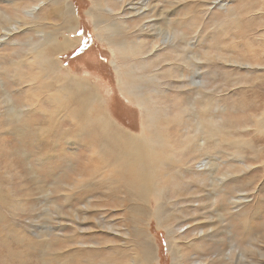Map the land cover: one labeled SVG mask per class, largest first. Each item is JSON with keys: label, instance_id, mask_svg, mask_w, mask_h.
<instances>
[{"label": "rangeland", "instance_id": "1", "mask_svg": "<svg viewBox=\"0 0 264 264\" xmlns=\"http://www.w3.org/2000/svg\"><path fill=\"white\" fill-rule=\"evenodd\" d=\"M24 1L36 9L27 24L0 0L18 23L0 37V264H128L133 253L136 264H193L202 254L229 261L230 249L242 264V247L248 264H264V0H132L138 10L123 0H69V14L60 0ZM57 33L72 41L58 53L67 79H32L39 71L28 62L23 84L5 73L30 41ZM76 81L114 128L141 135L151 113L146 128L169 137L182 162L176 192L174 180L149 205L104 175L101 120L73 100L57 102Z\"/></svg>", "mask_w": 264, "mask_h": 264}, {"label": "bare ground", "instance_id": "2", "mask_svg": "<svg viewBox=\"0 0 264 264\" xmlns=\"http://www.w3.org/2000/svg\"><path fill=\"white\" fill-rule=\"evenodd\" d=\"M12 1V6L14 7V10L16 11L15 15H18V11L21 9V12L19 13L20 19L24 20V22L27 24V20L26 19V15L30 16V17H35V6L31 3L25 2L24 0H11ZM107 1V0H106ZM111 1H115V0H111ZM119 1V0H118ZM124 2H128L130 3V5L132 6L131 8L133 10H138L139 8L137 7V4L132 3V0H123ZM56 2V1H55ZM58 2V1H57ZM59 2H61L60 8L63 10V7H65L66 12L72 13V4L70 3L69 0H60ZM96 2V1H95ZM116 2V1H115ZM37 3V2H36ZM53 3V2H52ZM98 3V2H97ZM117 3V2H116ZM3 4V3H2ZM95 4V3H94ZM114 5V3H112ZM145 4V3H144ZM5 5V4H4ZM40 5V4H39ZM119 5V4H118ZM143 6V4H142ZM147 6V5H146ZM108 7V6H107ZM113 7V6H112ZM118 7V6H117ZM8 8V7H7ZM10 8V7H9ZM8 8V9H9ZM8 9H4V6L0 5V37L6 36L7 34L11 33L12 30L15 28V26L13 25V23H17V21H13L15 19H17L16 17H13V15L8 13ZM49 9V8H48ZM11 10V9H10ZM50 11V10H49ZM54 11V10H51ZM130 12V11H129ZM11 13V12H10ZM57 13V12H56ZM87 13V12H86ZM90 13V12H89ZM22 14V16H21ZM58 14V13H57ZM60 14V13H59ZM58 14V15H59ZM67 14V15H68ZM56 15V14H55ZM46 16V15H45ZM98 16V15H97ZM29 17V19H30ZM68 17V16H67ZM102 17V16H101ZM45 18V17H44ZM56 18V17H55ZM53 18V19H55ZM93 18V17H92ZM51 19V17H50ZM59 19V18H58ZM61 19V18H60ZM59 19V20H60ZM37 20V19H36ZM70 21V23L73 22L74 17L73 14L69 15V19H67ZM20 21V20H19ZM30 21V20H29ZM35 21V20H34ZM63 22V21H61ZM22 23V22H21ZM32 23V22H31ZM36 23V22H35ZM44 23V21H43ZM18 24V23H17ZM15 24V25H17ZM23 24V23H22ZM51 24V23H50ZM63 24V23H62ZM25 25V24H24ZM48 25V24H47ZM18 26V25H17ZM21 26V25H20ZM26 26V25H25ZM24 26V27H25ZM33 26V25H32ZM72 26V25H71ZM75 26V25H74ZM23 27V28H24ZM28 27V26H27ZM46 27V26H45ZM53 27V26H52ZM73 27V26H72ZM42 28V26H41ZM142 28V27H141ZM21 29V27L19 28V30ZM34 29V28H33ZM38 31H40V26L37 28ZM59 30V29H58ZM96 30V29H95ZM35 31V29H34ZM97 33V32H96ZM12 34V33H11ZM18 34V33H17ZM51 34V33H50ZM57 34H53L52 36L49 35V37L45 36L42 34L41 38H34L35 41H30L29 42V49L27 50L26 53L24 54H20V56H16L17 59H13V62L11 64H9L8 66H6L5 68V73H11V71H14L15 77H16V82L18 84H23V82H26L28 79L27 76V72L26 70H24V65H26V62H28L29 64H35L37 66V70L39 71L38 73H36V75L31 76L32 79H36L39 78L41 80V78L45 75L49 76L51 78V80H56L58 79L60 76L65 77L66 79L68 78V76L64 75V72L61 69V58L59 57L58 53L65 49L70 47V45L72 44V41L67 38V37H63L62 39H58V35ZM10 35V34H9ZM37 37V35H35ZM8 37V35H7ZM11 37V36H10ZM105 38V37H104ZM103 38V39H104ZM7 39V38H6ZM10 39V38H9ZM20 39V38H19ZM22 39V38H21ZM2 40V39H1ZM4 40V38H3ZM76 40V39H75ZM22 41V40H21ZM48 42V43H47ZM102 42V41H101ZM20 43V42H19ZM25 43V42H24ZM49 45L47 49L44 48H39L40 46H42L43 44ZM108 43V42H107ZM17 45V44H16ZM24 44H22V47ZM21 46V45H20ZM110 47V46H109ZM23 49V48H22ZM111 51V54L114 56V52H113V48H109ZM120 49V48H119ZM123 49V48H121ZM15 52H13L14 54ZM1 54V53H0ZM3 54V53H2ZM6 54V53H5ZM27 54V56H26ZM8 55V54H6ZM6 55H4L6 57ZM2 57V56H0ZM7 58V57H6ZM14 58V57H13ZM4 59V58H3ZM6 61V60H4ZM113 62V61H112ZM8 64V63H7ZM6 64V65H7ZM111 64V62H110ZM113 69L115 72V76H117V80H118V70L114 67L113 65ZM68 72V71H67ZM129 75V74H128ZM64 78V79H65ZM193 78V76H192ZM58 81V80H57ZM52 82V81H51ZM60 82V81H59ZM125 82V81H123ZM127 83V82H126ZM42 86V84H41ZM18 87V86H17ZM85 87L81 81H76V82H70V86H63L62 90L64 91L62 93V96L59 97V100L57 102L59 103H66L69 100H73L76 103L75 106V110H84L86 108L87 112H86V118L90 119V116L93 115L95 116V118H98L101 120L99 124V133L98 136L95 135L97 138V141H102L103 146H101V149L99 150V156L100 158L104 161V164L107 165V169H104L102 171H104V175L110 179V178H114L116 179L117 183H123L124 185L127 184V186H125V188H127L129 190V192L133 193V196H137L139 197L141 200H144V202H146L147 204L150 205V201L151 199H154L155 201H157L159 203V199L162 198L163 194H164V190L165 188L171 187L170 184H173L172 181L175 180L174 185H176L177 187L175 188V192L179 189V185L183 182V180L177 179L178 177L175 176L174 179V169L178 166L181 165L180 161L178 160V158L175 156V153H173L174 149H172L170 146V138L169 137H165L162 133H160L159 131H151L149 130V128L147 129V127H152V123L150 126V122L151 120L149 119L150 114L147 113V117L146 121L149 123L145 124L143 123L142 125V129H143V133L141 135H134L132 133H127L125 130L123 129H117L112 127V123L109 121V117H107L104 113H100L97 110L99 109H94L92 108V110L94 109V111H91L89 108L90 105V100H89V96L86 98V96L83 95V91L85 90V92L87 91ZM121 88V86H120ZM137 88V87H136ZM124 89V88H123ZM138 89V88H137ZM90 90V89H89ZM129 90V89H128ZM133 91V90H132ZM88 92V91H87ZM137 92V91H136ZM5 93V92H4ZM20 93V92H19ZM6 94V93H5ZM130 95V94H129ZM2 96V95H1ZM4 96V95H3ZM8 96V95H7ZM81 97V102L80 101V97ZM131 96V95H130ZM63 97V99H62ZM65 97V99H64ZM134 97V96H133ZM1 98V97H0ZM4 98V97H3ZM2 98V99H3ZM95 98V96H91V99ZM211 98V97H210ZM136 99V98H135ZM142 98H140L141 100ZM1 100V99H0ZM9 100V99H7ZM19 100V99H18ZM21 100V98H20ZM134 101V100H133ZM137 102V99L135 100ZM210 102V101H209ZM6 103V101H5ZM21 103V102H20ZM78 103V104H77ZM138 105L141 104L139 102H137ZM2 104V103H1ZM145 104V103H144ZM4 105V103H3ZM10 105V104H9ZM15 106V105H14ZM13 105L11 106V110L9 109L8 112L10 113H15L17 110V106L15 108H12ZM140 107V105H139ZM8 108V107H5ZM142 109V108H141ZM19 110V109H18ZM91 111V112H90ZM7 112V113H8ZM22 112V110H21ZM83 112V111H82ZM90 112V115H89ZM104 112V111H103ZM143 112V111H141ZM147 112V111H146ZM20 114V113H19ZM8 115V114H7ZM81 115V114H80ZM143 115V114H142ZM11 116V115H10ZM15 116V115H14ZM13 116V117H14ZM145 116V115H144ZM19 117V116H18ZM152 117V116H151ZM87 121V120H86ZM158 123V121H157ZM114 124V123H113ZM163 124V123H162ZM264 124V123H263ZM115 125V124H114ZM157 125V124H156ZM169 125V124H168ZM158 127V126H157ZM205 130L207 132V129L212 128V127H207L205 126ZM109 129V131H108ZM158 130V129H157ZM97 131V132H98ZM144 131H147L148 133H144ZM150 131V132H149ZM211 131V130H210ZM207 134L209 136H211V134H209L207 132ZM213 134V133H212ZM99 143V142H98ZM180 153V152H179ZM189 160V159H188ZM187 162V161H186ZM209 164H214L213 162L209 163ZM182 172V171H181ZM183 173V172H182ZM112 175V176H111ZM111 176V177H109ZM185 176V175H184ZM101 178V177H100ZM173 179V180H172ZM105 183V182H104ZM114 183V182H113ZM169 185V186H168ZM126 191V189H125ZM167 191V190H166ZM170 191V189H169ZM124 192V191H123ZM128 192V193H129ZM130 193V194H131ZM168 193V191H167ZM194 192H191L190 195H192ZM126 194H124L125 196ZM170 195V194H169ZM122 198V197H121ZM124 198V197H123ZM131 198V197H130ZM161 200V199H160ZM109 201V200H108ZM107 201V202H108ZM164 201V200H163ZM89 202V200L87 201ZM110 202V201H109ZM106 203V202H104ZM116 203V202H115ZM88 204V203H86ZM86 204H82V205H86ZM91 205V204H90ZM116 206V205H115ZM112 207V206H111ZM158 207H160V205L158 204ZM107 208V207H105ZM115 208V207H114ZM86 209V206H84V208ZM129 209V208H128ZM158 209V208H157ZM111 210V209H109ZM127 210V209H126ZM117 213V209L114 210ZM121 211V210H120ZM160 211V210H159ZM163 211V210H162ZM199 211V210H196ZM84 212V211H83ZM128 212V211H127ZM86 213V212H85ZM112 213V212H111ZM120 213V212H119ZM121 214V213H120ZM87 215V214H86ZM107 212L105 213L104 218V223H106L107 225L112 227V223H110V220L106 218L107 216ZM123 215V214H122ZM194 215V214H193ZM77 216V215H76ZM118 216V215H116ZM159 216V215H158ZM79 218V217H78ZM81 219V217H80ZM149 220V219H148ZM199 220H197V223L194 224H189L190 226V232H192V230H194L196 227V225L199 224ZM183 221V220H182ZM187 221V220H186ZM201 221V220H200ZM83 220L81 219L79 222V229L80 228H85L84 226H81L83 223ZM136 222V221H135ZM159 222V221H158ZM168 223V222H167ZM189 223V222H187ZM201 226V224H199ZM115 226V225H114ZM138 226V224H137ZM117 227V226H116ZM139 227V226H138ZM208 227V226H207ZM170 230V228H168ZM176 229V228H175ZM198 229V228H197ZM119 230V229H118ZM117 230V231H118ZM178 230V229H177ZM205 230V228L201 231V233ZM212 230V229H211ZM185 231V230H184ZM189 231V230H188ZM196 231V230H195ZM128 232V231H127ZM121 233V232H120ZM138 234L141 235L140 232H136ZM145 233V232H144ZM174 235L177 233V231H173ZM200 233V232H199ZM123 234V233H122ZM179 234V233H178ZM184 234V233H183ZM193 234V233H192ZM194 236L196 235L193 234ZM199 235V234H198ZM142 236V235H141ZM202 236V235H200ZM199 236V237H200ZM119 237V236H118ZM137 237V236H136ZM143 237V236H142ZM145 237L149 238V234L148 232L145 234ZM174 237V236H173ZM185 237V236H184ZM188 237V236H186ZM198 237V236H197ZM246 237V236H245ZM204 238V236H203ZM230 239H232L230 237ZM246 239V238H245ZM141 240V239H140ZM242 240V239H241ZM185 241V240H184ZM191 241V240H190ZM217 241V240H216ZM232 241V240H231ZM240 241V240H239ZM172 242V241H171ZM230 243V241H228ZM242 242V241H241ZM244 242V241H243ZM242 242V243H243ZM106 244V247H115V250L120 252L119 249V245H121L119 243V240H117V238H115V240H112L111 237H107L106 240L103 242ZM143 243V242H142ZM194 243V242H193ZM237 243V242H236ZM235 243V244H236ZM103 244V245H105ZM140 244V243H139ZM174 244V243H173ZM221 244V243H220ZM240 244V243H239ZM232 245V244H231ZM241 245V244H240ZM205 246V245H204ZM219 246V245H218ZM245 246V245H244ZM135 247V245H134ZM230 247H233L230 246ZM221 248V247H220ZM223 248V247H222ZM221 248V249H222ZM240 248V247H239ZM228 249H230L228 247ZM233 249V248H232ZM238 249V247L236 248V250ZM113 250V249H112ZM111 250V251H112ZM134 250V249H133ZM137 250V249H136ZM139 250V249H138ZM199 251H201L198 248ZM235 250V251H236ZM143 255H142V259L146 262L148 261V256L151 255V246L149 245H145L143 244ZM224 251V250H223ZM239 258L240 262L242 264H248V254H250V249L249 248H240L239 250ZM113 252V251H112ZM136 252V251H134ZM153 252V250H152ZM207 252V251H206ZM218 252V251H217ZM230 255L229 257V261H227L226 257L225 258H221L220 256H218L216 253H214V256L211 257L210 255H203L201 256L200 259L197 260H193V264H234L233 261L236 258L235 257V252L233 250H229ZM138 253V252H137ZM140 253V252H139ZM138 253V254H139ZM221 253V252H219ZM223 254V253H222ZM226 254V253H224ZM212 255V254H211ZM228 255V253H227ZM123 255H121L122 257ZM138 256V255H137ZM224 256V255H223ZM119 256V258H121ZM232 257H234L232 259ZM152 257L150 256V259ZM238 258V259H239ZM141 259V260H142ZM180 259V258H179ZM188 259V258H187ZM237 259V260H238ZM259 259V258H258ZM262 259V258H261ZM110 260V259H109ZM118 260V259H117ZM135 254H131L129 256V263L128 264H136L135 263ZM160 260V259H159ZM114 261V260H113ZM116 261V260H115ZM151 261V262H150ZM148 261V264H153L152 263V259ZM191 262V263H192ZM238 262V261H237ZM117 263V262H116ZM142 263V262H140ZM147 263V262H146ZM157 263V262H156ZM161 263V262H160ZM180 263V262H179ZM259 263V262H258ZM106 264H110L109 261H107ZM144 264V263H143ZM237 264V263H236Z\"/></svg>", "mask_w": 264, "mask_h": 264}]
</instances>
